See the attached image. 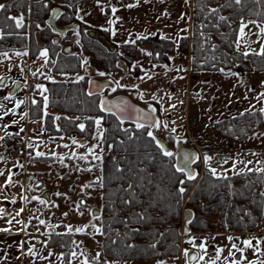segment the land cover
<instances>
[{"label":"trees","instance_id":"16d2710c","mask_svg":"<svg viewBox=\"0 0 264 264\" xmlns=\"http://www.w3.org/2000/svg\"><path fill=\"white\" fill-rule=\"evenodd\" d=\"M85 1L93 0H0V4L6 6L0 10V51L25 50L32 46V56H35L41 48L37 42L39 36L55 72L79 71L82 65L80 53H65L61 44L53 39L58 34L48 24L52 10L60 8L58 22L78 24L84 50L108 72L120 71V61L131 66L138 58L139 47L148 43L151 44L149 57L154 63H168L169 53L179 47L190 57L193 77L201 73L245 75L250 71L264 72L262 51L245 55L236 45L243 21L257 20L264 24V0H240V3L236 0H193L191 34L182 37L178 43L157 35L134 39V43L131 41L120 47L111 41L108 31L96 30L78 21L77 7ZM122 1L127 4L134 0ZM21 16L23 26L17 28L15 19L10 17L18 19ZM90 31L100 39L90 36ZM71 33L73 31H69L63 41L69 40ZM89 80L48 83L49 107L61 112L57 116L59 119L52 112L44 114L41 97L32 98L28 107L30 118L45 117V132L49 135L90 139L95 133L96 117L104 119L103 154L95 165L100 176L85 186L87 193L91 186L102 190L101 214L98 216L102 222L98 234L102 239L99 253L93 257L90 249L78 247L77 234L73 231H51L48 245L63 251L64 264H71L75 252L83 253L94 264L109 260H177L181 254L186 209L193 212L189 226L195 231L210 233L217 228L221 231H252L261 224L264 218V171L251 170L221 177L206 169L199 178L189 179L185 172L176 168V154L172 152V156H165L157 140L148 136L150 127L138 128L137 124L121 121L114 113L103 112L101 94L88 93ZM118 91L131 90L118 88ZM151 102L159 112V104ZM80 125H84L83 130ZM262 126L264 112L259 109L215 123L222 138H246ZM185 142L194 147L192 142ZM32 149L30 146L29 150ZM52 160L55 159L50 155H32L28 163L32 166ZM196 163H201L200 157ZM37 175L36 172L32 176L34 186H26L27 200L31 199L35 188L44 187V180L37 181ZM181 188L185 189L183 193L179 191ZM215 213L219 215V223L211 224L210 219Z\"/></svg>","mask_w":264,"mask_h":264},{"label":"rangeland","instance_id":"374dc122","mask_svg":"<svg viewBox=\"0 0 264 264\" xmlns=\"http://www.w3.org/2000/svg\"><path fill=\"white\" fill-rule=\"evenodd\" d=\"M241 28H243V32H241ZM79 37L80 32L76 29L71 33L69 40L61 43L62 48L70 45L72 53L76 55L80 53L82 65L81 69L76 72H55L50 65L49 52L46 48L39 50L34 57H30L29 53L32 46L21 51L0 53V68L3 69V72L13 71L20 78L19 73L23 69L24 63H27L28 71L26 78H23L25 86L18 94L0 102V137H4L3 140H0V167L5 168V162L8 163V161H14L15 166L17 161L9 154V150L12 146L19 144L26 145V151L22 158L28 159L27 161L32 155L38 156L37 153H44L43 156L50 155L55 159L51 162H37L32 166L28 164L27 175L32 177L37 172V181L44 180L45 183L42 189L35 188L33 190L32 198L29 201H26L24 192V173L20 175L13 171L9 173L5 168L6 170H2L4 175L1 176L0 182L6 181L4 186L9 188L12 193L8 200L15 201V208L23 209L22 212L19 211L20 214L17 217L22 221L18 222L17 220L13 224L10 223L8 228L15 229L18 224L22 223L23 232L27 236L36 232L49 235L51 231H73L77 234L75 239L78 247L90 249L92 256L97 257L102 240L98 236L102 230V222L100 218L93 215V211L102 207V190L91 186L87 193L85 186L100 176V171L95 168V165L97 166L103 154L102 140L99 139L104 130V119L102 116L96 117L95 133L92 139L59 140L45 132L44 116L36 119L28 116V107L31 99H35V97L42 98L44 114L52 112L56 117L61 114L60 111L49 107L47 86L49 82H75L81 80L80 77L92 79L94 75L113 79L116 83L115 91L113 88H109L100 95L101 98L119 93L118 88H121L119 87L121 84L119 79L116 80L112 77L111 73L114 71L108 72L102 66L99 70L93 64L92 57L84 50ZM53 39L55 40V37ZM37 40L39 44H42L39 36H37ZM236 45L242 53H260L264 45V24L257 20L243 21L240 25ZM150 48L151 44L149 43L139 47L138 58L134 61V66L138 64L143 69L148 65L147 67L150 69L149 65L152 60L147 54L150 53ZM45 50L48 53L47 56H41V52ZM187 57L190 59L189 56ZM120 62L128 67V71L131 72L129 76L119 66ZM120 62L118 63L120 68L118 72L123 77L121 83L131 90L124 93L137 103L156 111L158 114L157 134L168 143L172 152L177 153L179 140L192 142L198 150L201 163H196L194 166L197 172L196 177L203 175L206 169L212 172L215 170L213 174L221 177L249 171V169L257 171L264 169V126L258 128L256 132L250 133L246 138H222L215 127L218 120L242 112L264 109V72L250 71L245 75L201 73L199 76L188 78V82L182 78L178 82L165 81L150 74L148 76V78L151 77L150 83H146V85L145 79H142L143 75L132 73L138 68L132 70V65L128 66L124 61ZM96 64L98 63L96 62ZM101 72L105 75H100ZM12 82L11 79L8 86ZM170 82L171 84H167ZM126 88L122 87V90ZM170 89H174L173 92H170ZM173 98L175 101H172ZM147 99L159 102L160 112L151 105V101L146 102ZM20 101L23 103L17 107V103ZM172 116L176 122L175 120L169 121L168 118H172ZM97 120L100 121L99 125L96 123ZM7 124L24 127V137L14 140L12 146L9 145L10 141L5 138L4 127ZM165 125L167 126L165 127ZM171 125L172 127H170ZM177 125L178 127L175 128L174 126ZM41 129L44 131L42 135L45 139L39 133L42 131ZM173 129H175L174 132ZM30 132L31 138H28ZM32 143L37 145L30 151L28 146ZM97 157L99 158L97 159ZM208 157L211 159H207ZM225 160L227 163L224 162ZM9 176L14 182L13 185L7 183ZM34 182L35 180L32 178L31 185ZM6 192L8 193L7 189ZM46 192H50V200L45 197ZM2 194L4 191L0 190V195ZM41 200L45 203H41ZM8 215L10 212H7ZM218 218L219 215L213 214L210 223L218 222ZM77 228L83 229V231L77 232ZM189 228L190 234L182 235L181 253L195 247L202 256V260L196 264L203 263L205 254L210 257L208 264H237L236 256L240 253L242 254L240 264H247L250 259L255 264L264 262V218L261 224L252 231H221L220 228H217L207 233L195 231L191 226ZM98 229L99 231H97ZM198 241L201 244H198ZM245 241H250L251 246L246 245ZM166 262L168 261H108L105 264H166Z\"/></svg>","mask_w":264,"mask_h":264},{"label":"crops","instance_id":"0c3cea01","mask_svg":"<svg viewBox=\"0 0 264 264\" xmlns=\"http://www.w3.org/2000/svg\"><path fill=\"white\" fill-rule=\"evenodd\" d=\"M127 5L135 6L127 7ZM113 8L117 9L115 13L112 12ZM76 17L79 22L96 30L108 31L111 41L117 46H122L134 39L157 35L178 43L182 37L191 34L193 0H134L127 4L122 0L99 2L98 0L85 1L78 5ZM181 17H183V19ZM147 66H144L143 69L140 68L138 64L134 66L133 63L131 66L132 70L134 68L140 70L137 74L139 73L140 76L143 75L142 79H145V84L150 83V79L148 78L150 74L165 81L171 80L172 82H178L180 78L188 82V78L192 77L190 59L180 51L179 47L169 54L168 63L152 62L151 65H149L150 69H148ZM99 70L101 69L99 68ZM132 73L134 74L136 72ZM111 74L116 80L119 79L121 84L120 86L118 83L119 87H127L121 83L123 77L120 75L122 74H119L118 71H114ZM130 74L131 72L126 73L127 76ZM93 77L96 76L93 75ZM97 78L101 77L97 76ZM167 84H171V82ZM173 90L174 89H170V92H173ZM173 97H175V95H173ZM147 101L154 100L147 99L146 102ZM172 101H175V98H173ZM157 103L159 104V102ZM172 118H168L169 121L175 120L174 116H172ZM170 127H172V125ZM174 127L177 128L178 125ZM39 133L45 139L42 135L44 131L42 130ZM30 134L31 132L28 133V138H31ZM50 136L57 137L59 140H78L77 138L64 135ZM101 138L99 140H101ZM5 164L7 171L9 173L12 172L14 161H8V163L5 162ZM5 168L0 167V172L6 170ZM3 175H0V178ZM5 183L6 181L4 183L0 182V190L4 191V194L0 195V210H2L0 211V229H9V231H0V264H64L63 251L59 247H50L48 245L49 235L36 232L27 236L26 233L23 232L22 223L18 224L15 229L8 228L10 224L9 221L13 224L18 220V215L16 214L20 209L17 207L15 208V205L11 207L5 205L6 199L8 200V198L12 196V193L6 192L7 188L4 186ZM13 183L14 182L11 184L13 185ZM7 212H10V215L7 216ZM19 221L22 220H18V222ZM106 262L108 261L102 264ZM71 264L94 263L90 262L83 253L75 252V255L72 254Z\"/></svg>","mask_w":264,"mask_h":264},{"label":"water","instance_id":"95a60500","mask_svg":"<svg viewBox=\"0 0 264 264\" xmlns=\"http://www.w3.org/2000/svg\"><path fill=\"white\" fill-rule=\"evenodd\" d=\"M60 8H55L52 10L49 18L48 24L52 26L55 33L63 36L68 31L76 29L77 25L69 26H59L57 20L61 14ZM92 37L100 39V36L91 31L89 33ZM107 45V44H106ZM111 50H114V47L107 45ZM72 46H66L63 51L65 53H70ZM119 66L128 73V67L120 62ZM100 68V67H99ZM20 86L14 88L13 93H15ZM109 88H116V83L111 79H102L94 77L89 80L88 93L91 95L102 94ZM101 109L105 113H114L121 121L131 122L134 124H144L151 128L153 136L156 138L158 144L164 149V151L172 152L171 148L167 142L157 134V124H158V115L156 111H153L152 108L144 106L140 103L134 101L129 95L120 93L114 96H104L101 100ZM199 160V152L195 147L186 145L183 141L179 140L177 142V153H176V168L183 169L188 177H196L195 164ZM45 197L50 200V192H46ZM101 211L95 209L93 211L94 216H99ZM193 218V212L190 209L184 211V225L182 228V233L188 235L190 233L189 223Z\"/></svg>","mask_w":264,"mask_h":264},{"label":"flooded vegetation","instance_id":"af4514ba","mask_svg":"<svg viewBox=\"0 0 264 264\" xmlns=\"http://www.w3.org/2000/svg\"><path fill=\"white\" fill-rule=\"evenodd\" d=\"M61 15V14H60ZM60 17V16H59ZM57 23H58V25L59 26H62V27H64V26H69V25H75L74 23H70V24H60L59 22H58V20H57ZM77 25V30H78V24H76ZM76 29H72V30H70V31H73L74 32V30H76ZM79 31V30H78ZM69 32V31H68ZM67 32V33H68ZM91 32V31H90ZM89 32V33H90ZM66 33V34H67ZM58 34V33H57ZM66 34L65 35H63V36H61V35H56L55 36V42L56 43H58V44H61L62 42H63V40H64V38H65V36H66ZM90 35V34H89ZM91 36V35H90ZM97 39V38H96ZM80 40H81V34H80ZM99 40V39H98ZM39 46H41V48H40V50L42 49V48H45L44 46H43V44H39ZM66 46H64L62 49H64ZM47 49V48H46ZM32 49H29V53H30V57H34V56H32V51H31ZM10 51H17V50H10ZM18 51H21V50H18ZM1 52H7V51H0V53ZM38 54V53H37ZM36 56V55H35ZM93 62V64L99 69V67H100V65L99 64H96L94 61H92ZM27 63H24V65H23V69H21L20 70V73H19V76H20V78H18L16 75H15V73L12 71H10V72H3V69H1L0 68V77H2V80H0V102H3L4 100H6L5 99V97H7V98H10V97H13V96H15L16 94H18V92L25 86V84H24V80H23V78H26V76H27ZM13 80V82L11 83V85H9L8 86V83H9V81L10 80ZM17 86H20V88L15 92V93H13V90H14V88H16ZM8 94V95H7ZM11 96H10V95ZM118 94H120V93H118ZM124 94H126V93H124ZM36 98V97H35ZM4 129H5V138L6 139H8L10 142H9V145H11V144H13V141L15 140V138H20V137H24L23 135H24V127L23 126H17L16 124H11V125H9V124H7V125H5V127H4ZM21 129H23V131H20ZM36 143H32V144H30V146L31 147H33V148H35L36 147ZM30 146H28V149H29V147ZM28 160V159H27ZM25 158L23 159V158H21V159H16V164H15V168L13 169L12 168V171L14 172V173H16V174H21V173H24V188H25V194H26V186H31V187H33L34 186V184H35V182H34V184L33 185H31V181H32V178L33 177H31V176H29V175H27V173H26V169H27V167H29L28 166V162L29 161H27ZM33 176V175H32ZM7 188V187H6ZM43 188V187H42ZM41 188V189H42ZM7 191L8 192H10L9 191V188H7ZM10 194H11V192H10ZM32 198V197H31ZM31 200V199H30ZM26 201H29V200H27L26 199ZM6 204V206L7 207H11V206H13L14 205V203L12 202V201H9V200H7L6 199V202H5ZM22 218H23V216H22ZM23 220H24V218H23ZM190 234V233H189ZM188 234V235H189ZM198 244H201L200 243V241H198ZM199 246V245H198ZM213 251V250H212ZM185 252H187V256L185 255ZM185 252H182L181 254H180V257L177 259V260H173V261H169V262H166V264H196V263H198L200 260H202V256H201V253H200V251L199 250H197L195 247H191V248H189L188 250H186ZM213 252H215V251H213ZM241 253L240 254H238L237 256H236V261H237V264H240L239 262H240V260H241ZM251 257H255L254 255H250ZM204 260H203V263L202 264H208L207 262L209 261L208 259H210V257H209V255H206L205 254V258H203ZM252 260L250 259L249 260V263H247V264H255V263H253V262H251ZM160 262H163V261H160ZM258 264H264V262H257Z\"/></svg>","mask_w":264,"mask_h":264},{"label":"snow or ice","instance_id":"6c2138e0","mask_svg":"<svg viewBox=\"0 0 264 264\" xmlns=\"http://www.w3.org/2000/svg\"><path fill=\"white\" fill-rule=\"evenodd\" d=\"M98 2H99V0H98ZM236 3H240V0H236ZM135 5H127V7H134ZM6 6L4 5V4H0V10H2V9H4ZM117 11V9H115V8H113L112 9V12L113 13H115ZM212 11L213 12H215L216 11V9H212ZM182 19H183V17H181ZM10 19H15V22H16V27L17 28H19V27H22L23 26V17L21 16L20 18H14V17H10ZM221 19H224V17H221ZM37 27H39V25H37ZM241 32H243V28H241ZM113 34H115V33H113ZM133 43H134V41H132ZM55 43V42H54ZM47 51L45 50V51H43V52H41V56H47ZM148 55H151V53H147ZM260 54H264V50H262V52L260 53ZM5 55H7L6 53H5ZM17 55H19V53H17ZM245 55H247V53H245ZM85 63H86V61H85ZM222 71V70H221ZM34 75H35V73H33ZM100 75H105V73H103V72H101L100 73ZM80 79H83V77H80ZM149 79H151V77H149ZM0 80H2V77H0ZM37 87H39V86H37ZM45 91H46V89H45ZM113 91H115V89H113ZM5 99H7V97H5ZM46 99V98H45ZM23 103V101H20V102H18L17 103V107H19L20 106V104H22ZM33 103H35V101H33ZM172 107H175V105H172ZM153 111H154V109H153ZM261 111L262 112H264V109H261ZM57 119H59V117H57ZM96 123H97V125H99V123H100V121L99 120H97L96 121ZM167 125H165V127H166ZM80 127H81V129L83 130V128H84V125H80ZM137 127L138 128H143V127H145V125L144 124H137ZM20 131H23V129H21ZM173 132L175 131V129H173L172 130ZM148 136H150V137H152L154 140L156 139L154 136H153V133L151 132V131H149L148 133ZM4 139V137H0V140H3ZM157 143H159V142H157ZM37 155L38 156H42V155H44V153H37ZM164 155L165 156H172L173 155V153L172 152H170V151H165L164 152ZM83 158V157H82ZM99 157H97V159H98ZM207 159H211L210 157H208ZM225 163H227V160H225L224 161ZM90 170V169H89ZM119 170V169H118ZM178 171H183V169H178ZM249 171H251V169H249ZM258 171H264V169H258ZM213 172H215V170H213ZM4 173L3 172H0V175H3ZM189 179H194V177L193 176H189ZM7 183H12V180H11V176H9L8 177V180H7ZM181 183H183V182H181ZM179 191L181 192V193H183L184 191H185V189H183V188H181V189H179ZM13 203H15V201H13ZM41 203H45L43 200H41ZM0 211H2V210H0ZM21 212L23 211V209H21L20 210ZM20 213L19 212H17V214L16 215H19ZM65 215H67V213H65ZM41 223H43V221H40ZM9 223H11V221H9ZM71 230V229H70ZM0 231H9V229H0ZM76 231L77 232H81V231H83V229H79V228H77L76 229ZM97 231H99V229L97 230ZM229 239H231V238H229ZM245 244L246 245H248V246H251V242L250 241H245ZM201 247H203V245H201ZM233 247H235V245H233ZM29 251H31V250H29ZM73 255H75V253H73ZM185 255L187 256V252H185Z\"/></svg>","mask_w":264,"mask_h":264},{"label":"built area","instance_id":"2783aa9c","mask_svg":"<svg viewBox=\"0 0 264 264\" xmlns=\"http://www.w3.org/2000/svg\"><path fill=\"white\" fill-rule=\"evenodd\" d=\"M25 151H26V145L19 144L12 146L11 149L9 150V154L15 159H21Z\"/></svg>","mask_w":264,"mask_h":264}]
</instances>
